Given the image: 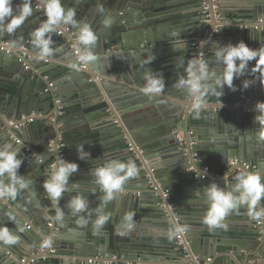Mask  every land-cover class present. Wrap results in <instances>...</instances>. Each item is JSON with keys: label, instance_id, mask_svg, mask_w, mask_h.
Masks as SVG:
<instances>
[{"label": "water", "instance_id": "obj_1", "mask_svg": "<svg viewBox=\"0 0 264 264\" xmlns=\"http://www.w3.org/2000/svg\"><path fill=\"white\" fill-rule=\"evenodd\" d=\"M204 2L61 0L65 11L76 10L78 26L87 23L98 36L92 48L97 59L86 68L78 64L79 71L69 67L77 61L79 44L58 31L45 34L52 40V56L35 59L39 48L31 33L47 19L39 0H31L32 15L14 33L0 31V47L9 43L0 49V148L11 143V151L20 142L23 163L17 175L28 182L24 189L17 185L15 199L0 197V226L19 237L15 244L0 241V264H106L114 255L119 260L113 264H264V217L260 230H249L248 236L225 221L245 215L259 222L248 215L247 204H238L225 217L226 227L209 230L202 222L210 183L239 196L235 176L255 171L244 163L256 164L264 174V142L255 121L261 112L240 104L248 96L264 97V66L254 70L256 60L249 61L244 74L233 80L235 91L225 86L219 98L211 91L201 97L205 107L198 117L187 85L175 86L187 78L194 41L200 44L195 58L205 59L217 74L223 70L214 57L218 47L241 41L252 49L264 46V29L256 28L264 25V0H207V14ZM21 3L12 0L14 14ZM105 19L111 20L110 27ZM146 72L153 79L163 76L162 93L149 97L140 91ZM214 80L210 76L204 83L214 86ZM192 135L198 138L191 140ZM80 144L97 158L94 168L131 159L139 174L103 203L95 177L78 165L67 182L74 189L67 187L54 205L43 181L61 150L66 162L77 163ZM3 180L9 183L7 174ZM77 194L87 200L81 212L68 206ZM57 208L63 213L59 219ZM257 209L264 210V198ZM127 212H135L131 229L123 221ZM109 213L94 233L96 219ZM80 218L88 224H78ZM178 228L185 229L184 245L178 243ZM45 240L50 246H44ZM95 256L104 259L88 261Z\"/></svg>", "mask_w": 264, "mask_h": 264}, {"label": "clouds", "instance_id": "obj_2", "mask_svg": "<svg viewBox=\"0 0 264 264\" xmlns=\"http://www.w3.org/2000/svg\"><path fill=\"white\" fill-rule=\"evenodd\" d=\"M41 5L44 8L46 20L41 22L40 26L31 33L32 44L39 48V53L35 56L38 61H47L52 56L53 49L50 47L51 37L45 36L49 32H57L60 26L67 27L69 25L76 27V40L79 45L84 46L83 50L77 57V61L69 64V67L75 71H79L78 64L85 66L94 62L97 57L93 54L92 48L96 45L98 36L93 31L92 27L84 23L78 26V22L73 19L76 15L74 8H68L65 11L61 0H41ZM104 11L103 8L100 9ZM33 8L31 0H22L18 6L16 13L13 12L12 0H0V31H6L9 34L15 32L24 21L32 15ZM105 27L111 26V20L105 19L103 21ZM215 60L222 62V71L217 74L214 70L210 71L208 62L203 58H193L189 60L188 66L185 69L187 78H181L175 85H187L188 94L194 98L192 105L196 117L199 116V110L204 108L201 97L211 91L216 97L223 95V88L227 86L229 89L235 91L236 87L233 84L234 78L243 75V70L248 67V62L256 60L253 67L254 70H259V66H264V46L259 49H252L243 41L236 45L229 43L224 47H218L214 53ZM240 63L237 64L236 61ZM151 63L149 59L145 61ZM215 77L214 86L204 83L208 78ZM145 78L147 83L140 89L146 96L151 97L152 93L160 94L164 90V78H151V74L146 72ZM220 91H216V88ZM243 87H249V82L245 80ZM203 89V91H202ZM222 105H220V108ZM219 108V109H220ZM219 109H216L218 111ZM259 110L261 115L255 117V121L261 126L258 133V138L264 142V101H257L254 111ZM18 147L9 151L12 148L11 143H5L3 148H0V197H4L7 201L8 197L15 199L18 195L17 185L19 189H24L28 186V182L23 177L17 175V170L21 167L23 161L18 159V154L22 149V145L17 141ZM83 144L77 147V153L80 159L86 156L90 157V153L83 151ZM78 171V164L75 162H66L62 157H59L51 166V172L48 179L43 181L42 187L45 190L47 197L55 205L59 203L62 194L67 190V182L70 174ZM120 173H123L121 175ZM7 174L9 183L5 184L3 177ZM91 174L95 177V183L100 185V191L104 193L101 197L103 203L113 199L114 194L124 191L123 185L129 178L137 177L139 172L136 163L133 160L127 162L121 160L108 161L91 170ZM235 179L237 183L234 191H239V196H234L232 191H224L217 186V183H210L207 188V202L208 208L203 217L202 222L208 226L209 230L215 228L226 227L222 222L233 210L238 209V204H247L249 206L248 215L259 221L264 217V210L257 209V205L264 198V174L260 171H240ZM73 212H81L87 208V200L81 195L74 196L68 205ZM63 215L62 211L57 208L56 218L59 219ZM135 212H127L123 217V221L129 222L127 227L131 229L134 225L131 223ZM111 214L100 215L93 224L94 233L100 229L110 219ZM80 225H87L88 221L80 218L77 221ZM184 228H178V231L183 232ZM23 231V229H20ZM121 235L125 233L121 232ZM19 237L11 235L6 226H0V241L4 244H15ZM51 241L45 240L44 246H50Z\"/></svg>", "mask_w": 264, "mask_h": 264}, {"label": "built area", "instance_id": "obj_3", "mask_svg": "<svg viewBox=\"0 0 264 264\" xmlns=\"http://www.w3.org/2000/svg\"><path fill=\"white\" fill-rule=\"evenodd\" d=\"M39 1L41 2V0H39ZM203 13H206V14L208 13L207 0H205V2H204ZM262 25L263 24L259 23V25H256V28H258V29H264V25L263 26ZM248 27L249 26H245V28H248ZM58 33H60V34H64V33L65 34H68L72 38V40L74 42L78 43L77 40H76V32L73 31V28H72L71 25H69L67 27H64L62 25L61 28H60V30L58 31ZM2 45L3 46H1L0 49H5L6 46L9 45V43L8 42H3ZM83 48L84 47L82 45H79L78 48L76 49V54L79 55L80 54V51H82ZM199 48H200V44H199L198 41H194V42L191 43V45H190V49H191V53H190L191 54V59L195 58L196 51ZM81 67L86 68V66L83 65V64H81ZM257 101H264V100L263 99H259V98L248 97L247 99H242L240 101V104H242V105L245 106L244 107L245 110L252 111V110H254L255 104L257 103ZM257 111H259V110L257 109ZM32 121H33V118H30L28 120L29 123H31ZM27 150H29V148H27ZM60 152L62 153V158L66 161V159L64 157V155H65L64 151L61 150ZM232 163L236 164V163H238V160L237 159H233L232 160ZM244 165H246L248 168L254 169L255 171L258 170V166L256 164H247V163H244ZM165 196L168 197L169 196V193L168 192H165ZM258 223L261 224V220H259ZM184 234H185V231H183L182 233H178L177 234V240H178V243L180 245H184ZM103 259L104 258L101 257V256H95V257L88 258V261L89 262H101ZM113 259L114 260H112V261H106L105 263L106 264H113V263H115V262H117L119 260V256L114 255L113 256ZM23 261H26V258H24Z\"/></svg>", "mask_w": 264, "mask_h": 264}, {"label": "crops", "instance_id": "obj_4", "mask_svg": "<svg viewBox=\"0 0 264 264\" xmlns=\"http://www.w3.org/2000/svg\"><path fill=\"white\" fill-rule=\"evenodd\" d=\"M229 1H231L232 2V4H234L233 3V1L234 2H236V1H242V2H247V1H251V0H229ZM243 6H246V5H243ZM248 97H252V96H248ZM247 97V98H248ZM247 98H243V99H247ZM253 98V97H252ZM263 100H264V97L262 98ZM228 101V100H227ZM224 137V136H223ZM196 138H198L197 136H195V135H192L191 136V140H194V139H196ZM233 160V159H232ZM231 160V161H232ZM94 161H97V158L96 157H93V155L92 154H90V157L89 156H86L84 159H80L79 158V160H77V164L79 165V166H85V170L86 171H84V174L86 175V174H90L91 173V170L96 166L95 165V163L96 162H94ZM121 161H124V159L122 158L121 159ZM98 162V161H97ZM91 164V165H90ZM89 176V175H88ZM85 180H86V178H84ZM88 179V178H87ZM76 180V179H75ZM87 181V180H86ZM73 182H70V183H68L69 184V186L67 185V187L69 188V189H74L73 187H72V184ZM87 184V183H86ZM68 194H70V193H68ZM225 221H228L230 224H231V226H233V229L234 230H238V232H241V234L242 235H246V236H248V233L250 232V231H255V232H257V231H259L260 230V227H258V222H256V221H254V220H251V219H249L247 216H232L231 218H226L225 219ZM250 230V231H249ZM249 231V232H248Z\"/></svg>", "mask_w": 264, "mask_h": 264}]
</instances>
